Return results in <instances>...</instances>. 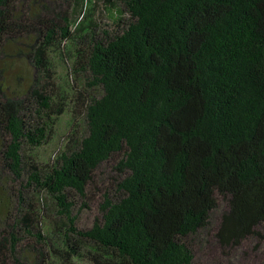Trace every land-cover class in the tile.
Segmentation results:
<instances>
[{
	"label": "trees",
	"instance_id": "16d2710c",
	"mask_svg": "<svg viewBox=\"0 0 264 264\" xmlns=\"http://www.w3.org/2000/svg\"><path fill=\"white\" fill-rule=\"evenodd\" d=\"M57 1L0 0V264H194L190 239L218 196L228 202L216 233L223 246L258 233L264 0H121L132 19L115 33L90 29L88 16L73 30L75 9L57 11ZM78 26L88 30L73 70L102 94L79 96L86 133L38 168L24 152L45 143L68 107L51 93L49 55L73 44ZM18 59L36 74L10 95ZM117 156L122 196L105 195L102 217L78 228L70 196L85 197L98 167ZM30 184L54 198L59 221L45 224Z\"/></svg>",
	"mask_w": 264,
	"mask_h": 264
},
{
	"label": "rangeland",
	"instance_id": "374dc122",
	"mask_svg": "<svg viewBox=\"0 0 264 264\" xmlns=\"http://www.w3.org/2000/svg\"><path fill=\"white\" fill-rule=\"evenodd\" d=\"M91 4L92 7L89 11ZM56 6L57 11H66L70 7L75 9L73 12V30L77 22L79 20L83 21L87 16V22L89 23L88 20L93 22L90 29L97 27L96 31L98 33L103 30L113 33L122 31L132 19L121 0H88V2L87 0H58ZM84 12L85 16H83ZM87 30L82 31L78 26L76 29L77 40L73 44L62 42L61 48L50 52V64L54 72V78L51 79L53 85L51 93L58 94L57 99L64 102L65 107L66 105L68 107L53 123L49 124L48 137L45 143L25 150L26 164H36L38 168H46L54 163L57 155L64 148H73L78 144L79 139L77 137L86 133V124L81 113L83 102L79 99V96L83 93L84 95L99 97L102 94L100 87L90 84L91 78L88 73H75L73 70L75 49L79 45V38ZM34 74H36V70L31 67L28 61L18 59L8 71V75L11 77L9 79L11 87H9L8 93L12 95L14 88L26 90ZM19 75L24 79H18ZM45 81L48 83L47 79ZM76 131L78 134L75 133ZM120 158L121 156L110 158L98 167L94 174L95 181L91 183L85 197L75 194L70 196L75 203L73 214L77 216L76 224L78 228H89L96 219L102 217L101 205L104 202L105 195L113 200L122 196L118 190V183L124 174L116 168ZM6 174L9 173L6 171ZM24 177L26 183L29 178L28 171L25 172ZM11 184L10 182L8 185ZM34 189H36L35 185L30 184L27 185L25 191L29 196V200L41 207L42 219L45 224L52 223L55 220L59 221L61 215L58 213L54 198L47 196L45 193H37ZM218 202V207L211 212L208 226L190 239L195 254L194 264H263L264 222L256 227L258 233L246 237L238 245L223 246L219 242L216 233L223 214L228 210V202L223 196H218ZM78 264L85 263L79 262Z\"/></svg>",
	"mask_w": 264,
	"mask_h": 264
}]
</instances>
